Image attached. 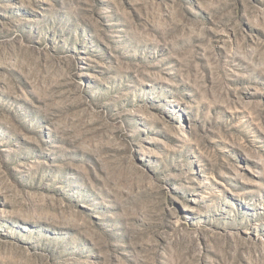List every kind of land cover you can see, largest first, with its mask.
<instances>
[{
    "label": "rangeland",
    "instance_id": "374dc122",
    "mask_svg": "<svg viewBox=\"0 0 264 264\" xmlns=\"http://www.w3.org/2000/svg\"><path fill=\"white\" fill-rule=\"evenodd\" d=\"M0 264H264V0H0Z\"/></svg>",
    "mask_w": 264,
    "mask_h": 264
}]
</instances>
